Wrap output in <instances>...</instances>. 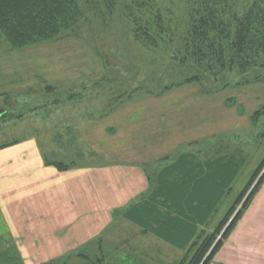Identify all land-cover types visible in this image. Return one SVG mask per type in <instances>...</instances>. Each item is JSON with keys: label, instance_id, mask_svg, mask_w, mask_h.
<instances>
[{"label": "rangeland", "instance_id": "rangeland-1", "mask_svg": "<svg viewBox=\"0 0 264 264\" xmlns=\"http://www.w3.org/2000/svg\"><path fill=\"white\" fill-rule=\"evenodd\" d=\"M79 1L85 19L59 39L13 50L0 35V113L10 115L0 122V143L34 137L50 160L143 162L153 169L165 156L193 147L206 153L221 140L225 152L239 159L242 151L247 161L216 223L264 158V114H256L264 106V69L214 77L182 63L187 0ZM148 26L158 31L156 42L137 36ZM199 72L201 80L187 81ZM8 226L0 214V239L10 238ZM139 232L120 219L105 234L104 252L91 256L97 263L117 248L111 263L122 256L150 262L154 240ZM262 248L264 184L208 264H264ZM40 252L26 254L27 263L61 257ZM163 253L165 264H181L185 256L167 244Z\"/></svg>", "mask_w": 264, "mask_h": 264}, {"label": "trees", "instance_id": "trees-1", "mask_svg": "<svg viewBox=\"0 0 264 264\" xmlns=\"http://www.w3.org/2000/svg\"><path fill=\"white\" fill-rule=\"evenodd\" d=\"M187 30L180 35L177 52L182 63L191 62L203 74L218 76L224 72L247 73L264 69V0H187ZM79 0H0V35L13 50L56 40L76 31L85 19ZM143 19V18H142ZM141 19V20H142ZM167 33V28H162ZM155 32L157 30H154ZM138 37L156 42L158 33L148 26L136 30ZM158 32V31H157ZM200 72L188 82L201 80ZM264 114V106L257 110ZM10 115L5 109L0 122ZM27 137L0 143V150L18 144ZM40 148H43L38 140ZM221 140L206 153L189 148L175 158L165 156L150 169V189L144 198L122 212L124 218L139 226L143 233L155 235L185 252L181 264H208L231 236L238 222L264 184V158L239 190L227 211L215 223L222 204L234 191L245 167L247 156L225 152ZM43 151V150H42ZM45 165L68 170L76 163L50 160ZM161 163V165L159 164ZM215 223V225H213ZM212 224V227H211ZM0 264H25L10 237L0 239ZM117 248L98 257L97 263L129 264L130 259H113ZM93 254L73 251L42 264H96ZM110 259V261H109ZM79 260V261H78ZM128 261V262H127ZM132 262V260H131Z\"/></svg>", "mask_w": 264, "mask_h": 264}, {"label": "crops", "instance_id": "crops-1", "mask_svg": "<svg viewBox=\"0 0 264 264\" xmlns=\"http://www.w3.org/2000/svg\"><path fill=\"white\" fill-rule=\"evenodd\" d=\"M150 173L143 162H105L60 170L45 165L38 139L30 137L0 150V214L25 264H29L25 255H36L38 250L61 256L73 251L102 253L105 234L120 219L139 229L142 237L154 240L151 254L145 248L150 262L130 258L127 262L165 264L164 245L172 246L143 233L122 212L144 198L150 189ZM90 214L94 215L90 218ZM43 240L44 248L39 246ZM259 253L264 255V248Z\"/></svg>", "mask_w": 264, "mask_h": 264}]
</instances>
